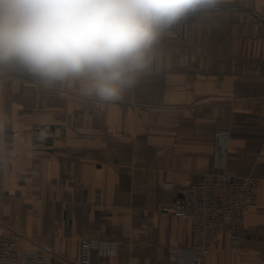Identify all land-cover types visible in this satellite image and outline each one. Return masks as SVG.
Masks as SVG:
<instances>
[{"label": "crops", "instance_id": "0c3cea01", "mask_svg": "<svg viewBox=\"0 0 264 264\" xmlns=\"http://www.w3.org/2000/svg\"><path fill=\"white\" fill-rule=\"evenodd\" d=\"M185 18L191 63L157 41L118 100L98 98L88 73L49 83L0 64V238L45 264H79L83 239L100 244L91 264H167L191 230L161 206L222 172L254 176L258 203L240 251L221 236L206 264H264V0H213Z\"/></svg>", "mask_w": 264, "mask_h": 264}, {"label": "clouds", "instance_id": "9594fccd", "mask_svg": "<svg viewBox=\"0 0 264 264\" xmlns=\"http://www.w3.org/2000/svg\"><path fill=\"white\" fill-rule=\"evenodd\" d=\"M213 0H0V64L45 82L88 73L118 100L149 62L161 32Z\"/></svg>", "mask_w": 264, "mask_h": 264}, {"label": "built area", "instance_id": "2783aa9c", "mask_svg": "<svg viewBox=\"0 0 264 264\" xmlns=\"http://www.w3.org/2000/svg\"><path fill=\"white\" fill-rule=\"evenodd\" d=\"M217 137L227 142V133L221 131ZM173 186L167 183L163 188L172 190ZM257 191L254 176L222 172L179 189L173 201L161 206V212L190 224V246L169 248L167 264H206L221 236L229 238L233 252H239L245 233L244 212L258 203ZM99 245L94 240H81L79 264H91L92 252ZM0 264H45V256L37 248L25 249L13 237L5 236L0 238Z\"/></svg>", "mask_w": 264, "mask_h": 264}, {"label": "rangeland", "instance_id": "374dc122", "mask_svg": "<svg viewBox=\"0 0 264 264\" xmlns=\"http://www.w3.org/2000/svg\"><path fill=\"white\" fill-rule=\"evenodd\" d=\"M192 24H193V18H190V19L185 18V19H181L177 21L175 24L164 29L159 35L158 39L155 41V43L157 41L163 42L164 43V45L162 46L163 51L165 50L166 52L183 53L185 55V62H181V63H184V64L191 63L192 60L186 59V57H189V55L194 54L193 53L194 46L191 44ZM178 36L180 38H178ZM156 46H159V45L154 44L153 47H156ZM197 47L201 49L204 48V46H197ZM158 48H160V46ZM221 131L227 133L228 135L227 140H228L229 132L224 129H219L217 133H220Z\"/></svg>", "mask_w": 264, "mask_h": 264}]
</instances>
